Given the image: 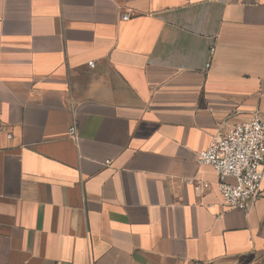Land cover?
Listing matches in <instances>:
<instances>
[{"label": "crops", "instance_id": "obj_1", "mask_svg": "<svg viewBox=\"0 0 264 264\" xmlns=\"http://www.w3.org/2000/svg\"><path fill=\"white\" fill-rule=\"evenodd\" d=\"M255 115L264 0H0V264H264L199 161Z\"/></svg>", "mask_w": 264, "mask_h": 264}, {"label": "built area", "instance_id": "obj_2", "mask_svg": "<svg viewBox=\"0 0 264 264\" xmlns=\"http://www.w3.org/2000/svg\"><path fill=\"white\" fill-rule=\"evenodd\" d=\"M129 17L130 15L126 14L123 19ZM214 52L215 47L211 49V53ZM89 65L94 66V61H89ZM69 135L74 140L79 138L77 121L70 127ZM199 161L202 165L211 166L217 173L224 205L229 208L249 207L262 194L264 118L255 115L238 123L228 132L221 133L208 147L199 152Z\"/></svg>", "mask_w": 264, "mask_h": 264}]
</instances>
